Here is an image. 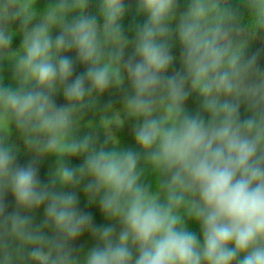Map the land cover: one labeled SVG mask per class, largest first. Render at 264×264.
<instances>
[{"label": "clouds", "instance_id": "9594fccd", "mask_svg": "<svg viewBox=\"0 0 264 264\" xmlns=\"http://www.w3.org/2000/svg\"><path fill=\"white\" fill-rule=\"evenodd\" d=\"M36 3L0 0V62L14 73V85L0 77V264H264V69L239 38L264 33V0H189L175 28L178 0H136L146 19L127 60L125 0H99L96 14H86L89 0H48L42 11ZM173 36L182 67L169 75ZM73 51L86 66L75 79L66 55ZM126 77L123 111L138 121L140 151L111 137V149L78 137L84 110ZM192 94L200 98L195 114L186 108ZM13 125L33 157L26 165L9 142ZM50 156L55 167L42 183L38 163ZM70 157L83 163L71 167ZM146 169L154 190L142 182ZM85 180L88 202L98 200L119 231L95 225L74 191H57ZM187 220L199 224L202 240ZM85 231L98 243L81 262L72 242Z\"/></svg>", "mask_w": 264, "mask_h": 264}, {"label": "rangeland", "instance_id": "374dc122", "mask_svg": "<svg viewBox=\"0 0 264 264\" xmlns=\"http://www.w3.org/2000/svg\"><path fill=\"white\" fill-rule=\"evenodd\" d=\"M48 3V0H37L35 5L38 11H42ZM189 0H178L177 8V21L172 23V27L175 28L176 23L178 22L179 13L186 10ZM126 13L121 20L122 31L125 36L129 39V44L125 49V60L133 53L134 51V40H135V28L139 25H142L145 22L146 17L144 15L137 14L136 0H125ZM72 17H70L71 19ZM35 23V21H34ZM11 29L15 31V23L11 25ZM59 34L58 29H54L52 32L53 38ZM13 38H17L15 35ZM242 40L247 42L248 47L245 52L246 55L257 54V62L259 67L264 69V52L260 44L254 40H251L247 37H239ZM175 41L174 46L171 49V54L175 57L172 66L169 69L168 74H172L174 71L181 69V48L176 40V37L173 36ZM22 43V37L19 38L16 47L13 46L12 49L15 50L20 47ZM74 61V73L72 79H75L76 75L83 73L86 70V66L76 62V59L73 56L72 52L66 53ZM13 66L9 61L0 62V77L3 78V83L5 85H14L13 79ZM131 94V85L125 78V83L120 88H110L102 95L99 96L97 102L93 107L86 108L82 113V118L80 120L79 129L76 133L78 137H83L85 135H92L95 138L97 148L104 146L108 149L113 147L112 139H115L118 142V147L121 149H131L139 152L140 149L135 143L133 127L137 124V120L129 117L123 111V97L125 93ZM55 103L57 106H62L66 103L62 93H57L54 97ZM186 108L190 114H195L197 111H200V98L196 94L189 96L186 101ZM249 113L246 112L245 107L241 106V116L244 117ZM106 119V120H105ZM121 121V123H120ZM107 128V129H106ZM111 137L112 139H109ZM108 141L105 144V141ZM9 142L13 145H16L20 151L17 153V163L20 165H26L30 160L33 159L32 154L24 150V145L20 134L16 131L15 126H12L11 135L9 137ZM55 157H47L39 161L38 163V176L42 183H47L50 178V173L55 167ZM67 163L71 167H78L83 163V157H70L67 158ZM141 167H144L143 161H141ZM142 182L146 186H151L154 190L155 188V176L151 173L150 170L145 171V175L142 177ZM87 183V180L82 182L81 186L78 188H67L61 189L57 185V191H74L78 197V209L84 213L91 214L93 217V223L97 226H107L115 225L117 231H119V224L115 221L107 219L101 212L99 207V201L95 203H89L86 197V194L83 190V185ZM6 203L8 205L7 210L10 212L14 208V200L11 194L6 197ZM34 217V223L39 224L44 218V208L41 206L40 209L35 210L32 213ZM187 225L190 231H193L201 240L202 233L198 223L187 220ZM51 234V230H47ZM97 240L93 235L85 231L78 239L72 242L73 247L79 250L81 262L83 261V255L92 247L97 244Z\"/></svg>", "mask_w": 264, "mask_h": 264}, {"label": "trees", "instance_id": "16d2710c", "mask_svg": "<svg viewBox=\"0 0 264 264\" xmlns=\"http://www.w3.org/2000/svg\"><path fill=\"white\" fill-rule=\"evenodd\" d=\"M98 2L99 0H89V6L87 9L86 14H96L97 13V6H98ZM229 2L233 5L236 6L240 3V0H229ZM246 16V13H245ZM20 25H19V21L15 22V31L18 32ZM22 37L20 34H17V38H13V46L16 47V43H18L19 38ZM243 37H247L251 40H254L256 42H258L264 52V33H259L257 34L255 37H251V36H243ZM175 41L172 40V47L174 46ZM171 47V49H172ZM170 49V51H171ZM74 58H76V53L73 51L72 52Z\"/></svg>", "mask_w": 264, "mask_h": 264}]
</instances>
